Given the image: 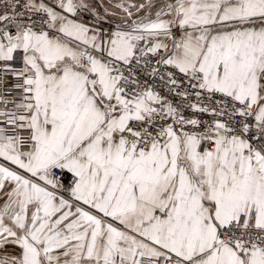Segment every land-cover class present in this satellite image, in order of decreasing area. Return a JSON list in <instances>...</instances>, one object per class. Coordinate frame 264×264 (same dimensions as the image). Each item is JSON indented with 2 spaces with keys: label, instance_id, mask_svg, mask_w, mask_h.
<instances>
[{
  "label": "snow or ice",
  "instance_id": "6c2138e0",
  "mask_svg": "<svg viewBox=\"0 0 264 264\" xmlns=\"http://www.w3.org/2000/svg\"><path fill=\"white\" fill-rule=\"evenodd\" d=\"M0 264H264V0H0Z\"/></svg>",
  "mask_w": 264,
  "mask_h": 264
}]
</instances>
